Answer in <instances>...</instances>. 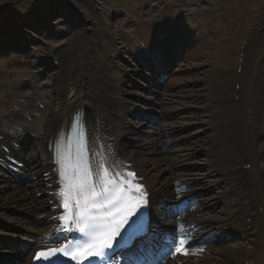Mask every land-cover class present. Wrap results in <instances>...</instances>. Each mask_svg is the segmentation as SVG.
Returning a JSON list of instances; mask_svg holds the SVG:
<instances>
[{"label": "bare ground", "instance_id": "obj_1", "mask_svg": "<svg viewBox=\"0 0 264 264\" xmlns=\"http://www.w3.org/2000/svg\"><path fill=\"white\" fill-rule=\"evenodd\" d=\"M62 4L71 13V40H79L83 33L86 45H75V40L57 54L56 103L37 116L31 137L36 148H24L30 152L25 160L18 154L20 148L13 149L18 158L13 175L0 169L4 188L0 190V238L20 246L17 251L0 245V257L13 252L17 259H8L27 264L35 248L58 239L53 228L60 206L52 196L56 176L46 141L67 129L72 112L83 111L92 129L90 139L100 140L94 157L102 160L105 153L111 168L124 170L125 164L132 165L145 178L154 211L151 221L160 229L158 240L167 236L173 241H159L153 247L158 264H264V20L256 24L253 34H260L259 40L251 39L244 48L220 41L208 43L211 51L201 50L202 45L177 47L173 51L179 53L188 47L180 69L172 85H162L163 91L155 96L144 88L146 72L157 70L154 63H148V69L143 62L125 63L124 46L109 38L90 4L82 0ZM188 11L197 14L195 9ZM141 19L131 34L144 40L148 57L157 54L164 66H170L178 55L170 52L164 57L161 45L157 51L159 43L153 35L161 31ZM87 29L93 34L88 35ZM173 32L168 29L172 43L179 39ZM132 52L135 59L142 57L135 48ZM208 97L210 105L205 104ZM137 111L152 112L159 120L137 118ZM245 164L250 165L248 170L242 168ZM168 205H180L181 214L160 218ZM252 233L253 244H242ZM72 234L59 237L60 242ZM180 239L186 243L180 245ZM175 247L187 249V254L176 253Z\"/></svg>", "mask_w": 264, "mask_h": 264}, {"label": "rangeland", "instance_id": "obj_2", "mask_svg": "<svg viewBox=\"0 0 264 264\" xmlns=\"http://www.w3.org/2000/svg\"><path fill=\"white\" fill-rule=\"evenodd\" d=\"M26 1H29V7L25 12H21L19 10L21 8L19 7V9L16 8L17 6H15V4L19 3L21 4L20 7H24L22 3ZM82 1H84V4H90V7L94 10L93 13L97 15L96 18L101 17L106 33L114 38L115 43L119 46V43L122 41L129 51L133 49L130 33L136 26L135 23L130 22L131 18L129 14H132L134 11H136V14H133L135 18L138 19V16H140L146 21V24L150 21H152V24H157L156 22L160 19L159 14L162 12L164 16L162 20L165 22L166 26L170 24V31H174L172 34L176 36V30H178L182 31V36L179 34V39L174 43H172L173 41L170 38L167 40H165L166 38L160 39L161 41H159V44L164 46V48H166V45H171L175 49L190 44L191 47H194V45H202L200 47L201 50H210L207 45L208 43L211 44L212 41H220L223 44L227 43L228 46L234 49H236V47L244 48L248 42L250 43V41H252L251 39H253L254 42L259 40L260 34H253H255L256 24H259L261 22L260 20H264V0H176L175 2L174 0H90V3H88V0ZM58 2L59 0H0V23L5 19L7 25L10 18L15 19L17 18L15 15H24L27 11H30L34 15H37V13L43 14L47 18L46 24L48 26L51 25V22L55 23V26L45 30L40 29L39 25L33 24L32 20H27V22H25V20L20 21V25L25 28H32L35 36L41 38L38 32L42 34V40L35 43V50H38V53H33L30 49L29 51L25 50V52L23 49L19 51H7L4 49L5 45H0V85L1 82L3 84L7 83V85L13 87V90L18 94L27 95L31 102V113L24 115L13 106L12 100L5 98L0 99V105L3 107L0 118L7 122L15 123L14 125L19 127V134L13 142L14 146L20 148L22 151L18 150L19 156L22 155L26 158L29 156L30 152L24 151V148L26 146H29L31 150L36 148L31 142V137L35 135V125L38 123L36 114L40 113L42 107L50 111V109L55 106L57 93L54 90V86L57 83L56 78H58L60 70L59 66L54 67L52 63L40 62L35 56L38 58L40 56L42 59L44 53L49 52L50 45H45V42L50 43L53 41L51 44H57L55 46L58 52H60L64 46L69 45L72 41L76 40L75 45H79L83 40L82 37H84L83 33H81L79 40H77V37L71 40L72 36L70 30L72 26L65 21V17L60 13L62 7L56 4ZM173 4H177V6H173ZM185 4H191L193 8L197 10V14L195 16H190L188 11H184L187 8H177ZM194 4H198V6H194ZM166 5L169 6L168 9H170V12L165 8ZM106 8L110 10L106 11ZM130 9H133V11H129ZM171 15L177 16V19L173 18L167 23ZM175 21L179 22L175 24L177 26L174 28L173 22ZM190 22L195 23L194 25L197 26V29L193 27L191 29V27H189ZM20 25H17L18 28H22ZM10 30L14 33L17 32L16 28ZM1 31L3 32L4 30ZM162 31L164 32V30ZM198 35H201L203 39H197ZM7 37L8 36L5 35V39ZM28 38H31L30 35H28ZM109 38L108 40H110ZM201 41H203V44H201ZM17 44L20 45V42L17 41ZM28 46L32 48V46ZM187 49L188 47L186 51ZM180 51L175 52V56L178 55V58L177 60L173 58V65H170L173 74L164 81L154 80L152 78V80H149L150 83L144 87L147 91H151L150 93L158 95L157 91L160 92L164 89L162 85L166 88L172 85V78L178 73L180 63L183 61L186 52L179 53ZM122 56V60L127 63L131 60H135L127 51L122 53ZM203 59L207 60V56ZM147 60L148 58L146 61ZM46 61L50 62V60ZM149 61L151 62V59L147 62ZM31 72L36 73L37 77L45 83L41 88L45 104L40 102V98H38L37 95H33L32 89L26 81L27 76L30 75ZM81 75L83 76L82 73ZM1 87L2 86H0V88ZM195 92L196 91H194L193 94ZM203 93L208 96L211 94L209 91H203ZM96 96L98 97V95ZM205 104H211L210 97L205 100ZM6 141L10 142V140L6 138L0 139V150L3 146H6ZM12 156H15V154L12 153ZM2 185V179L0 177V190L4 189ZM13 212L14 211H12L11 215Z\"/></svg>", "mask_w": 264, "mask_h": 264}, {"label": "snow or ice", "instance_id": "obj_3", "mask_svg": "<svg viewBox=\"0 0 264 264\" xmlns=\"http://www.w3.org/2000/svg\"><path fill=\"white\" fill-rule=\"evenodd\" d=\"M84 127L81 122V128ZM77 148L76 163L72 164L70 153L58 146L56 163L63 184L57 196L63 198L62 205L68 213L60 220L73 224L74 229L68 230H75L79 236L63 248L37 252L34 259L40 264H56V258L62 255L74 264H84V261L93 264V258L97 264H116L117 255H126L127 264H143L141 258L159 243L160 234L159 226L151 221L147 193L142 185L126 188L130 181L123 178V173L111 172L103 163L99 166L103 174L94 172L83 131L78 134ZM69 168L71 175L67 174ZM127 176L134 178L135 174L129 171ZM131 188L138 189L139 196L130 194ZM185 243L184 239L179 240L180 245ZM181 251L187 254V249L175 247L176 253Z\"/></svg>", "mask_w": 264, "mask_h": 264}]
</instances>
